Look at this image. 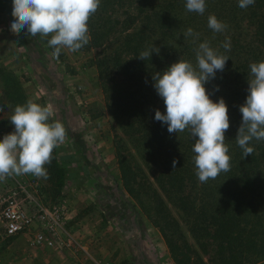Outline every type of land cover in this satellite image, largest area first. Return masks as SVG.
Masks as SVG:
<instances>
[{
  "label": "trees",
  "instance_id": "obj_1",
  "mask_svg": "<svg viewBox=\"0 0 264 264\" xmlns=\"http://www.w3.org/2000/svg\"><path fill=\"white\" fill-rule=\"evenodd\" d=\"M238 3L206 0L201 15L187 11L186 0H101L88 22L90 41L85 47L105 48L94 65L107 108L134 148L130 155L121 149L116 153L123 187L150 218L156 217L176 264L264 261V140L253 139L249 146L254 152L247 157L236 142L242 123L239 109L249 94L250 65L264 61V0L246 9ZM213 14L227 25L224 32L208 27ZM188 28L199 33L195 42L185 38ZM227 38L230 51L222 47ZM205 41L230 57L223 72L205 87L214 102L223 98L228 105L225 143L231 169L201 183L192 151L195 138L188 130L170 134L166 124L155 120L156 110L166 109L153 76L180 59L195 64L196 49ZM154 47L159 54L138 58ZM61 160L56 148L52 162L45 165L54 197L68 182ZM171 205L184 214L196 246L189 243Z\"/></svg>",
  "mask_w": 264,
  "mask_h": 264
},
{
  "label": "rangeland",
  "instance_id": "obj_2",
  "mask_svg": "<svg viewBox=\"0 0 264 264\" xmlns=\"http://www.w3.org/2000/svg\"><path fill=\"white\" fill-rule=\"evenodd\" d=\"M12 11L13 0H0V140L14 131L10 117L17 105L32 100L53 107L52 119L67 130L58 147L67 169L64 192L54 197L47 179L16 177L34 183L30 189L46 205L66 207L65 226L76 242L40 245L34 243L36 229L8 236L0 222V264H176L156 217L150 218L122 184L116 153L130 155L134 148L112 118L98 81L95 56L105 48H65L55 57L50 37L10 31ZM12 178L0 181V193ZM174 213L196 246L184 214L176 208Z\"/></svg>",
  "mask_w": 264,
  "mask_h": 264
},
{
  "label": "clouds",
  "instance_id": "obj_3",
  "mask_svg": "<svg viewBox=\"0 0 264 264\" xmlns=\"http://www.w3.org/2000/svg\"><path fill=\"white\" fill-rule=\"evenodd\" d=\"M254 4L255 0H239L238 6L246 9ZM100 5L101 0H13L10 31L17 36L24 32L32 37H50L48 44L54 48L55 57L65 48L77 52L90 41L88 22ZM186 9L203 15L206 0H186ZM208 27L220 33L227 25L213 14L208 17ZM184 36L193 37L195 42L199 33L188 28ZM222 47L231 50L230 38ZM153 52L159 54L160 49L149 48L138 58L146 60ZM229 59L205 41L196 49L195 64L180 59L153 76L154 87L166 109V113L156 110L155 120L166 124L170 134L188 130L195 138L192 151L201 183L215 180L231 169L229 146L225 143V133L230 128L228 105L223 98L214 102L205 87L218 71L223 72ZM248 83L249 94L239 109L242 123L236 137L244 157L253 154L254 148L249 146L253 139L264 140V61L250 65ZM53 114L51 105L32 100L15 107L10 117L14 131L0 140V181L26 174L48 178L45 165L52 162L54 149L67 136L65 125L52 119ZM176 164L174 160V169Z\"/></svg>",
  "mask_w": 264,
  "mask_h": 264
},
{
  "label": "built area",
  "instance_id": "obj_4",
  "mask_svg": "<svg viewBox=\"0 0 264 264\" xmlns=\"http://www.w3.org/2000/svg\"><path fill=\"white\" fill-rule=\"evenodd\" d=\"M33 184L15 176L0 193V222L5 234L15 236L28 229H36L34 243L49 247L72 246L76 239L65 226L63 215L66 207L46 205L40 201L34 193L36 189H30Z\"/></svg>",
  "mask_w": 264,
  "mask_h": 264
},
{
  "label": "crops",
  "instance_id": "obj_5",
  "mask_svg": "<svg viewBox=\"0 0 264 264\" xmlns=\"http://www.w3.org/2000/svg\"><path fill=\"white\" fill-rule=\"evenodd\" d=\"M69 156H71V155H69ZM69 156H68V157H69Z\"/></svg>",
  "mask_w": 264,
  "mask_h": 264
}]
</instances>
